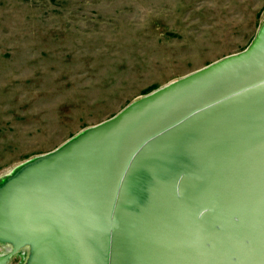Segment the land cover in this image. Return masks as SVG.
Returning a JSON list of instances; mask_svg holds the SVG:
<instances>
[{"label": "water", "instance_id": "obj_1", "mask_svg": "<svg viewBox=\"0 0 264 264\" xmlns=\"http://www.w3.org/2000/svg\"><path fill=\"white\" fill-rule=\"evenodd\" d=\"M0 245V264H264V22L0 180Z\"/></svg>", "mask_w": 264, "mask_h": 264}, {"label": "rangeland", "instance_id": "obj_2", "mask_svg": "<svg viewBox=\"0 0 264 264\" xmlns=\"http://www.w3.org/2000/svg\"><path fill=\"white\" fill-rule=\"evenodd\" d=\"M263 22L264 0H0V176L241 53Z\"/></svg>", "mask_w": 264, "mask_h": 264}, {"label": "bare ground", "instance_id": "obj_3", "mask_svg": "<svg viewBox=\"0 0 264 264\" xmlns=\"http://www.w3.org/2000/svg\"><path fill=\"white\" fill-rule=\"evenodd\" d=\"M18 166H19V165H18ZM15 168H16V167H15ZM15 168H14V169H15ZM14 169H12L11 171H9L8 173H6V174H4V175H1V176H0V180H2V179H4V178H6L7 176H9L10 173H12ZM3 245H5V244H3ZM25 252H26V251H25Z\"/></svg>", "mask_w": 264, "mask_h": 264}]
</instances>
